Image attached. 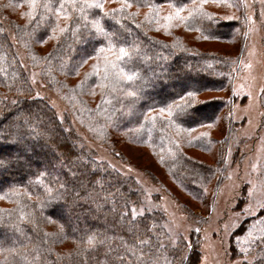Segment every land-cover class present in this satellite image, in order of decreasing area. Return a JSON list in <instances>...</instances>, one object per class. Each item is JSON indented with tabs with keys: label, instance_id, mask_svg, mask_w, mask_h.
Wrapping results in <instances>:
<instances>
[{
	"label": "trees",
	"instance_id": "trees-1",
	"mask_svg": "<svg viewBox=\"0 0 264 264\" xmlns=\"http://www.w3.org/2000/svg\"><path fill=\"white\" fill-rule=\"evenodd\" d=\"M112 1L114 8H103V12L110 13L107 17L98 9L86 10L88 28L82 26L84 21H78V37L67 31L49 39L56 23L54 14L40 19L45 10L37 6L30 18L25 15L28 0H0V149L11 146L19 158L15 160L7 152L0 163L16 166L15 173L19 175L10 176V170L0 167V264L198 262V233H190L188 239H174L166 228L164 213L144 206L139 183L95 159L49 103L32 96L28 72L17 49L25 52L30 67H39L48 88L56 87L68 98L71 96L70 103L77 102L86 125L101 133L105 141L115 142L118 138L146 147L191 197L203 199L214 166L195 160L185 151L188 146L212 143L216 145V155H224L223 137L212 140L201 132L195 138L193 130L212 125L225 112L229 131L234 99H202L201 95L231 90L236 71L226 58L185 45L184 37L175 34L181 24L179 19L178 23L166 20L163 13L168 8H182L186 20L182 25L222 40L241 32V10L238 7L233 15L224 11L219 15L201 0H152V6L148 0H129L130 7L111 14L110 10L119 9L122 3ZM101 2L106 4L107 0ZM140 10L146 12L141 15ZM67 11L74 18L81 15L70 7ZM44 20L52 21V26ZM93 21L126 43L96 58L93 48L102 37H97L96 29L91 28ZM151 22L165 28L163 32L171 40L151 35ZM59 24L77 27L64 19ZM121 46L129 56L118 61ZM88 55L93 58L81 65ZM186 90L194 91L200 103L189 108L182 119L171 120L167 105L174 99L181 103L178 94ZM105 99L111 103H105ZM161 108H165L163 114ZM4 123L10 124L5 131L1 127ZM221 162L222 158L216 165L221 167ZM258 216L262 217L263 212ZM247 223V219L239 223L230 236L229 251L233 256L239 255L233 238L243 232ZM261 224L248 247L252 264H264ZM89 236L95 237L91 245ZM138 236L148 243L140 244Z\"/></svg>",
	"mask_w": 264,
	"mask_h": 264
},
{
	"label": "rangeland",
	"instance_id": "rangeland-1",
	"mask_svg": "<svg viewBox=\"0 0 264 264\" xmlns=\"http://www.w3.org/2000/svg\"><path fill=\"white\" fill-rule=\"evenodd\" d=\"M112 2L107 0L103 8L104 5L114 8ZM201 3L219 15L221 11L233 15L238 7L241 10V32H234L222 40L186 28L182 25L185 19L179 20L181 24L175 31L176 35L184 37L185 45L226 58L234 64L236 71L231 90L206 91L201 95L202 99L216 96L234 99L229 113V131L225 125L224 119L228 117L225 112H221L212 125L193 130L195 138L206 132L212 140L219 141L222 137L226 140L224 155L220 157L223 159L221 167L216 165L220 158L216 155L215 144L188 146L185 151L195 160L214 166L210 184L203 191V199L191 197L161 165L156 154L146 147L118 138L115 142L105 141L101 133L86 125L77 102L70 103L71 96L68 98L56 87L48 88L41 78L39 67H30L25 52L17 50L28 72L32 96L44 98L58 118L63 120L65 127L72 129L95 159L139 183L144 192V206L156 207L164 213L166 228L174 239L178 236L188 239L190 233H198L199 259L196 264H252L253 255H249L251 249L248 247L253 244L254 231L264 221V0H201ZM145 12L140 10L141 15ZM175 12V8H168L163 14L176 18ZM179 15L185 16V13L180 12ZM171 21L178 23L177 18ZM151 24L154 27L149 31L151 35L171 40L163 32L165 28ZM11 40H14L13 37ZM173 79L169 77V80ZM74 107L77 109L74 110ZM135 115L129 116L127 121ZM9 125H1L3 131ZM7 152L12 153L13 159H19L11 146H4L0 149V163ZM2 166L3 171L10 170V176H19L15 173L18 171L16 166L9 167L4 162ZM260 212H263L262 217L258 216ZM245 219L248 223L243 232L233 238L239 253L233 256L229 251L230 236ZM261 227L264 229V222Z\"/></svg>",
	"mask_w": 264,
	"mask_h": 264
},
{
	"label": "snow or ice",
	"instance_id": "snow-or-ice-1",
	"mask_svg": "<svg viewBox=\"0 0 264 264\" xmlns=\"http://www.w3.org/2000/svg\"><path fill=\"white\" fill-rule=\"evenodd\" d=\"M148 4L149 6H152V0H148ZM37 6H40L45 10L44 14H42L40 19H44V15L46 14L55 15V20H56L55 26H52V23H53L52 21L44 20L46 24H48L49 26H52V35L48 37L49 39L54 38L57 35V33H64L67 31H72L74 36L78 37L79 36L78 21H84L85 23H83L82 26L85 28H88L86 10L98 9L101 12H103V3L101 2V0H43V3L40 5H38L37 0H28L29 11L25 13V15L31 18L33 16L34 9ZM130 6L131 4L129 3V0H122L121 7L119 9H112L110 11H111V14H115L116 12L123 11L125 8L130 7ZM69 7L72 8L73 10L78 11L81 15L77 18H74L73 16L69 15L67 11ZM181 11H183L182 8H177L175 12V17L179 20H184L185 17L179 15ZM61 14H63V16ZM103 15L107 17L110 15V13L103 12ZM132 15H135V14H132ZM172 18H173L172 15L164 17V19L166 20H171ZM61 19H64L65 21H71L72 24L77 25V27L69 28L68 24H65L64 27H60L59 21ZM91 28L96 29L95 35L97 37H102V39L96 40L97 47L93 48V52L96 54V58H99L100 54L113 51V49L117 47V44L126 43V41L121 36H118L115 33L106 32L104 28L100 27L98 21H93ZM91 28L89 29V31H91ZM105 43L107 44V48L104 47ZM128 56H129V53L126 51L124 47L121 46L118 48V55L116 56V59L118 61ZM92 58H93L92 55L86 56L82 60L81 65L83 63H86L88 59H92ZM93 67H95V65H93ZM113 67H115V65H113ZM127 79L132 80V76H128ZM101 87H103V85H101ZM129 95H134V94L129 93ZM178 95H179V101H181V103H178L174 99L172 104L167 105L168 117L171 120L182 119L183 117L187 115L189 108L194 109L193 106L197 103H200L196 101L194 91L186 90L184 94L182 95L178 94ZM105 103L110 104L111 101L105 99ZM164 112H165V108H161L160 113L163 114ZM127 203L128 201H126V204ZM131 211H132V214L134 215L136 212V209L133 208ZM94 239L95 237L89 236L88 243L91 245ZM261 239L264 240V237H262ZM137 240L140 244L148 243L147 240L140 239L139 236L137 237ZM131 250L132 249L129 248V251Z\"/></svg>",
	"mask_w": 264,
	"mask_h": 264
}]
</instances>
